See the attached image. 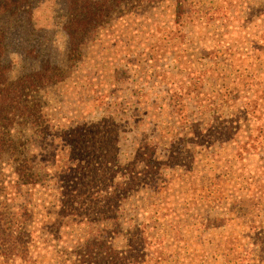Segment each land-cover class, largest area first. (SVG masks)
I'll return each mask as SVG.
<instances>
[{
	"label": "rangeland",
	"instance_id": "1",
	"mask_svg": "<svg viewBox=\"0 0 264 264\" xmlns=\"http://www.w3.org/2000/svg\"><path fill=\"white\" fill-rule=\"evenodd\" d=\"M67 17L64 0L0 16L12 79L58 66L33 92L52 129L30 153L42 185L9 191L6 226L26 234L0 264H264V0L124 7L72 51ZM105 117L118 160L149 156L154 181L137 182L118 222L65 217L61 136Z\"/></svg>",
	"mask_w": 264,
	"mask_h": 264
},
{
	"label": "trees",
	"instance_id": "2",
	"mask_svg": "<svg viewBox=\"0 0 264 264\" xmlns=\"http://www.w3.org/2000/svg\"><path fill=\"white\" fill-rule=\"evenodd\" d=\"M64 1L68 13L64 30L71 51L79 50L87 35L124 7L133 8L136 5L154 2V0ZM31 2L32 0H0V16L21 15L30 10ZM5 49L4 33L0 31V57ZM10 65L11 63L0 60V252L5 258L13 256L18 243L25 241L27 225L26 222L19 225V228L6 226V217L11 210L9 191L24 185L32 186V189L42 185L43 174L37 166L36 155L30 153L40 139L52 133L45 118L47 114L44 112L47 109V102L42 100L41 95L33 92L34 90L38 92L47 84L58 81L56 72L58 66L49 61L44 63L38 72L15 79H12ZM100 126L106 129L111 126L116 134L119 130V123L116 120L105 117L97 123L74 125L61 136L64 139L63 157L67 160L64 171L59 175V182L62 181L65 185L55 190L56 194L53 195L58 199L59 211L65 217L118 222L122 205L131 197L129 193L137 182L140 184L154 181L153 166L148 159L149 156L140 157L142 152H137L129 162L121 163L120 158L119 160L117 158L119 153L117 145L113 146L120 141V134L114 133V138L106 129L105 132L101 130L99 133L93 131L89 134L90 130ZM28 131L32 133L28 134ZM90 140L95 142L90 143ZM6 166L9 169L6 170ZM158 170L162 176L163 169L159 166ZM98 181L105 184L90 185ZM113 183L117 185L114 189ZM31 213L26 209L24 218ZM118 261L112 260L111 264Z\"/></svg>",
	"mask_w": 264,
	"mask_h": 264
}]
</instances>
